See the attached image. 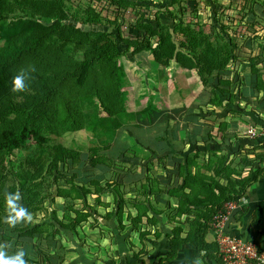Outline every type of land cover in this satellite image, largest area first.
Instances as JSON below:
<instances>
[{
    "label": "rangeland",
    "instance_id": "rangeland-1",
    "mask_svg": "<svg viewBox=\"0 0 264 264\" xmlns=\"http://www.w3.org/2000/svg\"><path fill=\"white\" fill-rule=\"evenodd\" d=\"M110 1L61 0V5L66 13L67 20L81 31L103 30L109 32L117 26L123 36L131 34V36L136 37L142 34L148 35L147 30L141 28L139 24L142 26L144 23L150 24L152 30L157 23L162 27L168 25L170 29L175 25H180L181 27L192 28L196 35L215 47H223L232 40L238 50L239 47L249 42L248 47L254 53H256V50L253 49H257L259 52L263 51L261 43H263L262 39L264 38V24L259 25L257 17L244 15L248 9V3L254 0H177L176 2L173 0H130L124 11L118 10V7ZM257 1L261 6H264V0ZM245 5L246 8L244 9ZM165 9L171 11L174 17H168ZM8 14L11 15L10 17H15L19 14V11L10 8ZM259 19L263 20L264 18ZM174 39L176 41L181 39L182 41L185 38L183 35L177 34L174 35ZM72 45L73 43L70 40L69 46ZM119 47L121 49L123 46L119 45ZM238 50H234L237 56L229 61L230 64L227 68L231 70L232 65L238 62L239 65L235 73H239L240 75H236L241 79L245 75L249 76L253 64L257 71L264 73V57L257 60L254 58L253 63L250 64L249 55ZM51 52L52 54L48 53L45 56L46 63H50L49 67L35 65L38 71L36 77L46 79L47 83L51 82L52 79L60 78L65 66L63 55L56 54L54 51ZM78 53H81V50H78ZM256 54L258 55V52ZM132 60L129 52L116 61H112L106 54L102 55L99 59L93 60L82 73L81 83L76 86L75 90L79 96L90 95L93 103L98 105V115L104 117L115 116L125 108L128 112L138 111L150 99L157 108L150 123L162 125L164 118L169 116L168 122L161 129L165 131V137H168V132L175 129V122L182 124V119L179 117L182 109L178 110V108L192 106L193 86L202 84L193 70L183 71V69H178L180 70L178 71L177 68L176 70H174L175 68L172 69V66L169 69L162 68L159 71L149 69V77L153 79L149 82V85L154 86L158 93L154 98L147 97L142 88L140 89V85H137L139 77L132 68ZM146 61L147 59L140 60L142 64ZM61 64H63V67H59ZM177 71L180 73L182 71L183 74L175 78ZM213 76H215V73L211 74V78ZM50 86L46 85L44 87V85L35 84L34 79L27 78L26 88L23 91L14 92L11 83L9 89L0 94V126L9 128L17 125L21 118L18 114L19 105L26 101L31 94L47 91ZM122 99L125 100L124 104L119 105V100ZM262 102L256 100L253 107L264 114V102ZM45 124L50 126L54 132L50 135H44L47 142L42 146L28 143L20 150L14 151L9 157L0 156V237L4 235V238L0 240V244L10 245L6 249L8 255L15 253L18 249H23L25 252L24 259H35V244L39 243L38 239L40 237L37 236L35 241L28 240L19 231L25 229V226H29L34 229L35 233H37L36 229H42L43 227L47 230L43 231L50 233L53 225L58 228L59 222L56 221H62L66 225L67 221L64 218L73 215L71 211L66 209V205L70 204L79 215L88 216V218L81 219L79 222L81 227L78 228L76 234H72L68 229L61 226L62 232L56 236V238H60L63 247L59 252L60 262L53 258L55 261L43 260V263L63 264L67 261L68 264V262L75 259L77 260L75 264H82L83 261L86 264H108L109 262L112 264L114 261L112 258L122 257L124 254V250H122L121 255L119 250H114L115 247L125 245L131 241L132 235L126 234L125 229L126 226H129V233L131 231L130 227H132L130 226L131 222L126 219L128 210L126 204L129 200L126 197L131 194L132 198L144 199V195L139 192L140 188L146 178L151 179L154 175L147 170H140L139 166L136 168L135 164L137 163L131 162L129 164V161L124 159L126 151L131 146L130 142L125 141L130 135L127 132L128 128L118 129L110 139H101L90 135L79 125H76L72 131H66L65 127L58 125L56 122H46ZM140 124L145 126L142 129H144L143 132L147 131L146 136L151 135V130L148 131L150 127L142 125L146 123ZM160 128L156 130L161 132ZM135 143L140 145L138 142ZM78 150L82 152L80 156ZM130 154L141 155L136 151ZM77 156L80 158H77ZM166 157L167 159H164L163 163L153 166V169L155 168L154 173L163 175L165 168L169 171L174 169L173 159ZM8 160L12 161L13 164H8ZM92 161L94 163L102 162L111 168H108V171L106 168L107 173L104 174V179L100 181V185L103 187L101 191L96 188L95 184L88 185L89 183H86L87 176H83L85 174L79 168L84 167V165L88 166ZM140 163L139 161L138 164L140 165ZM113 167L118 168V170L121 169L123 175L121 176V173L117 174L116 169H113ZM92 172H94V169ZM14 174L17 175V180L12 177ZM77 176L80 177L77 178ZM95 176L96 174H91L92 178ZM70 178L73 179L76 185L86 183L89 186V192L84 196H73L72 193L68 192L70 184L66 182ZM119 180L122 181L119 183L118 188L120 195L116 193L112 186ZM106 182L110 186L105 187L107 186ZM9 186H15V191H19L21 196L19 203L32 216L30 221H21L14 227L9 226L4 221V217L7 215L4 207V195L7 193L6 189ZM131 186L132 188H130ZM129 189H133L134 192H130ZM58 190H61L59 193H64L66 198L58 197ZM153 199L155 198L153 197ZM118 201L122 202L120 221H117L116 218ZM53 215L55 218H53ZM107 215L109 216L107 217ZM51 246H45L48 255H51L54 251L56 252L54 249L51 250ZM28 249L30 251H27ZM77 258H83L84 260L80 261ZM107 258L111 259L106 261ZM103 260L106 262H103Z\"/></svg>",
    "mask_w": 264,
    "mask_h": 264
},
{
    "label": "trees",
    "instance_id": "trees-1",
    "mask_svg": "<svg viewBox=\"0 0 264 264\" xmlns=\"http://www.w3.org/2000/svg\"><path fill=\"white\" fill-rule=\"evenodd\" d=\"M173 1L176 2L177 0ZM110 2L116 5L118 10L124 11L130 0H111ZM248 5L247 12L244 15L257 17V23L259 25L264 24V6H261L257 0L249 2ZM10 8L15 11L17 9L19 14L15 15V17H10L11 15L8 14ZM165 12L168 17H174L171 11L165 9ZM139 26L147 30V36L143 34L141 35L142 37H134L131 34L123 36L117 26L109 32L103 30L81 31L67 20L61 0H0V94L9 89L11 79L21 72L25 73L28 78L34 79L35 84L44 85V87L51 85L47 91L31 94L26 101L19 105L18 114H20L21 118L17 125L9 128L0 126V156L9 157L14 151L20 150L28 143L42 146L47 142V138L44 135H50L54 132L50 126L45 124L46 122H56L58 125L65 127L66 131H72L76 125H79L90 135L101 139L112 138L118 129L129 128V124L132 127H139L141 126L140 123H146L142 125L147 126L151 125L153 113L157 111V108L150 99L138 111L128 112L125 108L115 116L104 117L98 115V105L93 103L90 95H78L75 88L81 83L82 73L93 60L99 59L104 54L108 55L112 61H116L129 52L133 59L132 68L139 77L137 85H140V89L142 88L144 94H149L150 96H156L158 92L154 86L149 85V82L153 80L149 77V69L159 71L162 68L169 69L170 66H174L178 69L195 71L202 84L200 85L202 89L196 98L198 103L221 107L223 104L222 99L227 103L232 102L236 92L239 91L240 95L243 87H250L253 90L252 92L257 93L258 96L263 92L259 100L264 102V73L257 71L253 64L249 76L245 75L241 79L238 76L240 74L235 73L239 65L238 62H234L235 64L232 65L233 68L231 70L227 68L228 64H230L229 61L237 56L234 50L237 51L238 47L232 40L223 47H215L199 35H196L192 28L175 25L170 29L168 25L162 27L158 23L153 30L150 24L144 23L143 26L141 24ZM177 34L183 35L185 39L176 41L174 35ZM70 40L73 43L72 46H69ZM245 40L244 42H246ZM262 42V52L253 49L256 50V53L258 52V55L248 47L249 42L239 47L238 51L249 55V63L252 64L254 58L257 60L264 57V38ZM66 43L68 44L65 45ZM119 45L123 47L120 49ZM78 50H81V53H78ZM51 51L63 55L65 60L63 64L65 66L60 78L52 79L51 82L47 83L46 79L36 77L38 71L35 65L49 67L50 63H46L47 59L45 56L48 53L52 54ZM137 57L142 58L138 59ZM146 59L145 63L142 64L140 62V60ZM63 64L59 67H63ZM212 73H215V76L211 78ZM125 100H119V105L124 104ZM199 108L201 109L202 106H199ZM231 112L232 114H237L235 111L231 110ZM191 113L192 106L186 109L182 115ZM55 119L56 121H54ZM167 119H169V116H166L162 123H165ZM221 122L223 121H218L219 125ZM183 130L185 133L183 142L186 143L187 139L192 142V125L186 124ZM241 130L243 129L241 128ZM125 141L130 142L131 146L126 151L124 159L129 161V163L137 164L139 161H145L147 165L151 166H148V169L151 170L149 173L154 175L151 179L146 178L140 188L139 192L145 197L143 200L132 197L127 200L128 204L126 205H130V208L136 211V216L130 219L133 226H136V223L140 221V216L144 215L146 211L170 210V203L167 200L170 195L176 196L180 200L178 208L192 212V194L185 193L186 190L192 192V173L188 169L190 167L188 158L184 160L172 158L174 169L169 171L165 168L164 174L158 176L152 171V168L155 163H163L164 159H167L166 155L157 154L148 147L144 149L141 145H137L135 143L137 141L133 136H128ZM78 151L80 156L82 152ZM134 151L141 153V155L130 154ZM79 156L77 158H80ZM188 157L192 159V155ZM94 161L88 166L84 165V167L79 168L85 174L83 176H87L85 179L86 183H89L88 185L95 184L96 188L101 191L103 187L100 185V181L104 179V174L107 173L108 168H111L102 162L94 163ZM180 161L183 162L181 163ZM7 163L13 164L10 160ZM106 168L107 171H105ZM93 169L94 172H92ZM113 169H116L117 174L123 172L115 167ZM93 173L96 174L94 178L91 177ZM122 175L123 173H121ZM12 177L17 180L16 174L12 175ZM18 181L23 183L21 180ZM66 182L70 184L68 192L72 193L73 196H84L89 192V186L86 183L76 185L72 178ZM120 182L122 181L119 180L112 185L118 195H120L118 189ZM212 182L205 184L211 196L206 201L198 199L196 202V206L203 207L205 211V215L201 218L202 222L196 221V225L202 228L200 235L208 227L211 228V218L222 208L223 204L239 200L244 195L245 187L247 186V183L243 184L238 179L229 180L232 187L225 188L218 186L214 181ZM105 184H107L105 187L110 186L107 182ZM129 190L134 192L133 189ZM14 191L15 186H9L6 189L7 193ZM60 191L58 190V197L66 198L64 193H59ZM66 209L71 211L73 215L64 218L67 221L66 225L62 221H56L59 222L58 228L53 225L50 233L46 232L47 230L44 227L36 229L37 233H35L34 229L29 226H25V229L19 231L28 240L35 241L37 236L40 237L39 239H48V241L47 239H42L41 241L38 239L39 243L35 244V259L25 258L26 264H42L45 260L54 259L60 262L59 252L63 247L61 246L60 238H56V236L62 232L61 226L68 229L72 234H76L78 228L81 227L79 224L81 219L88 218V216L79 215L70 204L66 205ZM121 211L122 202L118 201L116 207V213L118 212L116 215L117 221H120ZM53 218H55L54 215ZM187 221H190L192 225V218ZM197 230L200 231V229ZM1 238H4V235L0 237V240ZM50 243L53 245L51 246ZM47 245L51 246V250H56V252L51 253L52 256L48 255L45 249ZM211 247L214 249L213 246L207 245L203 241L201 242L200 248L202 250L207 251ZM27 251L30 250L28 249Z\"/></svg>",
    "mask_w": 264,
    "mask_h": 264
},
{
    "label": "crops",
    "instance_id": "crops-1",
    "mask_svg": "<svg viewBox=\"0 0 264 264\" xmlns=\"http://www.w3.org/2000/svg\"><path fill=\"white\" fill-rule=\"evenodd\" d=\"M171 68L176 70L174 66ZM178 71L175 78L183 74L182 71L181 73ZM193 87L192 113L182 115L191 105L178 108L182 109L179 114L182 124L175 122V129L168 132V137H165V131L161 130L168 120L162 125L153 123L148 125L151 135L147 136L145 134L147 131L143 132L142 129L145 126L126 128L130 133L128 136H133L144 149L148 147L157 154L166 155L171 159L188 158L190 161L188 169L192 173V212L178 208L180 200L170 195L167 197L170 210L146 211L140 216L136 226H133L130 219L136 216V211L127 205L126 219L131 222L132 227L129 233V226L125 229L126 234L132 235L131 241L115 247L114 250H119V254L124 250V254H121L122 257L112 258L114 260L112 264H222L217 257L214 232L208 227L200 235L202 228L196 225V221L201 223V218L205 215L204 208L196 206V202L198 199L206 201L211 196L205 184L213 183L212 181L223 188L232 187L229 180L233 179H238L243 184L247 183L245 193L240 198L244 203L227 219L225 231L264 247V132H261V129L264 130V114L253 107L260 97L253 93L250 87H243L240 95L239 91L236 92L232 102L227 103L222 99L223 107H216L198 103L196 98L202 87L200 85ZM145 95L154 98L149 94ZM231 110L237 114H232ZM218 121L223 122L219 125ZM188 123L192 125V142L187 139L184 143L183 129ZM159 127L161 132L156 130ZM249 127H256L258 135L254 137L247 135L246 130ZM190 155L192 159L188 157ZM155 165L158 166V163ZM148 166L151 167L145 161L140 165L135 164L136 168L151 172ZM152 171L154 172L155 168ZM185 193L191 194V191L186 190ZM131 197L130 194L126 198ZM190 218L192 225L187 221ZM200 239L214 249L211 247L207 251L202 250ZM76 261L74 259L68 264H75ZM64 263L67 264V261ZM82 264L86 263L83 261Z\"/></svg>",
    "mask_w": 264,
    "mask_h": 264
},
{
    "label": "built area",
    "instance_id": "built-area-1",
    "mask_svg": "<svg viewBox=\"0 0 264 264\" xmlns=\"http://www.w3.org/2000/svg\"><path fill=\"white\" fill-rule=\"evenodd\" d=\"M263 133L264 130L261 129ZM247 135H258L256 127H249ZM244 203L241 199L223 204L211 218L210 227L215 234L217 257L222 264H264V247L257 246L252 241H246L225 231L227 219Z\"/></svg>",
    "mask_w": 264,
    "mask_h": 264
},
{
    "label": "clouds",
    "instance_id": "clouds-1",
    "mask_svg": "<svg viewBox=\"0 0 264 264\" xmlns=\"http://www.w3.org/2000/svg\"><path fill=\"white\" fill-rule=\"evenodd\" d=\"M27 78V75L23 72L15 75L11 81L12 91H23L26 88ZM20 199L19 191L5 193L4 195V207L7 213L4 221L11 227L21 221H30L32 218L31 213L19 203ZM8 247L10 245L0 244V264H26L23 249H18L15 253L8 255L6 253Z\"/></svg>",
    "mask_w": 264,
    "mask_h": 264
}]
</instances>
